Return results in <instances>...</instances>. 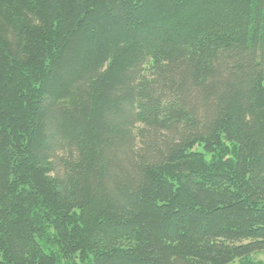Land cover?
Segmentation results:
<instances>
[{
	"label": "trees",
	"instance_id": "obj_1",
	"mask_svg": "<svg viewBox=\"0 0 264 264\" xmlns=\"http://www.w3.org/2000/svg\"><path fill=\"white\" fill-rule=\"evenodd\" d=\"M264 0H0V264H264Z\"/></svg>",
	"mask_w": 264,
	"mask_h": 264
},
{
	"label": "rangeland",
	"instance_id": "obj_2",
	"mask_svg": "<svg viewBox=\"0 0 264 264\" xmlns=\"http://www.w3.org/2000/svg\"><path fill=\"white\" fill-rule=\"evenodd\" d=\"M255 258H256L257 260H261V261L264 263V252L257 253V254L255 255Z\"/></svg>",
	"mask_w": 264,
	"mask_h": 264
}]
</instances>
